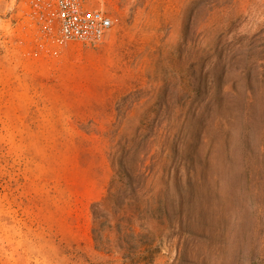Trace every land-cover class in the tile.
<instances>
[{"label":"rangeland","instance_id":"374dc122","mask_svg":"<svg viewBox=\"0 0 264 264\" xmlns=\"http://www.w3.org/2000/svg\"><path fill=\"white\" fill-rule=\"evenodd\" d=\"M0 0V264H264V0H95L101 42Z\"/></svg>","mask_w":264,"mask_h":264},{"label":"built area","instance_id":"2783aa9c","mask_svg":"<svg viewBox=\"0 0 264 264\" xmlns=\"http://www.w3.org/2000/svg\"><path fill=\"white\" fill-rule=\"evenodd\" d=\"M95 0H36L35 7L45 17L48 35H57L69 42L97 44L112 28L114 21Z\"/></svg>","mask_w":264,"mask_h":264}]
</instances>
